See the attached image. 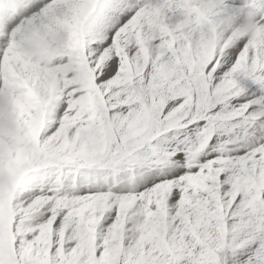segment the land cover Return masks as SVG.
Here are the masks:
<instances>
[{"label":"snow or ice","instance_id":"snow-or-ice-1","mask_svg":"<svg viewBox=\"0 0 264 264\" xmlns=\"http://www.w3.org/2000/svg\"><path fill=\"white\" fill-rule=\"evenodd\" d=\"M0 264H264V0H0Z\"/></svg>","mask_w":264,"mask_h":264}]
</instances>
